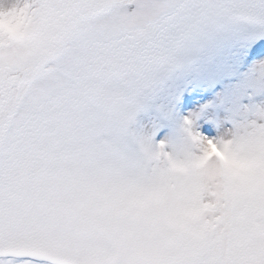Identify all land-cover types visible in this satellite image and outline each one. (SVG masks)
<instances>
[{"label": "snow or ice", "instance_id": "1", "mask_svg": "<svg viewBox=\"0 0 264 264\" xmlns=\"http://www.w3.org/2000/svg\"><path fill=\"white\" fill-rule=\"evenodd\" d=\"M0 264H264V0H0Z\"/></svg>", "mask_w": 264, "mask_h": 264}, {"label": "rangeland", "instance_id": "2", "mask_svg": "<svg viewBox=\"0 0 264 264\" xmlns=\"http://www.w3.org/2000/svg\"><path fill=\"white\" fill-rule=\"evenodd\" d=\"M211 98H212L211 94L206 93L205 96H203V99H201L199 102L204 103ZM188 100H189V103L186 104V101L184 100V98L181 97V100L177 103V110L180 112L181 115L186 114L190 109L193 108V101L190 99ZM153 115H154L153 113H148V114L141 113L138 115L137 120L139 123L148 124L150 120L152 119ZM200 131L209 132L214 135L219 134V131L217 130L215 124H213L210 120L200 125ZM166 137H171L174 140V145H169L170 148L173 146L180 147L182 143H184L183 135L180 133L174 132V130L170 127H167V132L164 135L156 134L155 138L156 140H161Z\"/></svg>", "mask_w": 264, "mask_h": 264}, {"label": "clouds", "instance_id": "3", "mask_svg": "<svg viewBox=\"0 0 264 264\" xmlns=\"http://www.w3.org/2000/svg\"><path fill=\"white\" fill-rule=\"evenodd\" d=\"M6 27H9L10 28V30H15L16 28H17V25L16 24H12V25H5ZM211 151H213V152H215V151H217V149H216V146L215 145H212L211 146Z\"/></svg>", "mask_w": 264, "mask_h": 264}, {"label": "bare ground", "instance_id": "4", "mask_svg": "<svg viewBox=\"0 0 264 264\" xmlns=\"http://www.w3.org/2000/svg\"><path fill=\"white\" fill-rule=\"evenodd\" d=\"M143 122V121H142Z\"/></svg>", "mask_w": 264, "mask_h": 264}]
</instances>
